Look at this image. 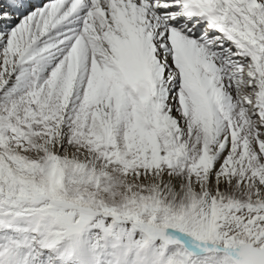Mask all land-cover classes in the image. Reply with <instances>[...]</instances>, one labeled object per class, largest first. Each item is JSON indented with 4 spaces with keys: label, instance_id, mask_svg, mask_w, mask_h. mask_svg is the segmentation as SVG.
<instances>
[{
    "label": "snow or ice",
    "instance_id": "6c2138e0",
    "mask_svg": "<svg viewBox=\"0 0 264 264\" xmlns=\"http://www.w3.org/2000/svg\"><path fill=\"white\" fill-rule=\"evenodd\" d=\"M153 244L264 264V0H0V264Z\"/></svg>",
    "mask_w": 264,
    "mask_h": 264
},
{
    "label": "bare ground",
    "instance_id": "6f19581e",
    "mask_svg": "<svg viewBox=\"0 0 264 264\" xmlns=\"http://www.w3.org/2000/svg\"><path fill=\"white\" fill-rule=\"evenodd\" d=\"M152 247L153 248H160L159 259L163 262V264H166L167 260H169V259H178L177 254L174 251L177 252L178 249H182V248H177L174 246L168 247V248H163V247H161L159 245H155V244H153ZM66 260H67L68 264L71 263V261L76 262L78 264L76 254L74 252H72L70 249L67 251Z\"/></svg>",
    "mask_w": 264,
    "mask_h": 264
},
{
    "label": "rangeland",
    "instance_id": "374dc122",
    "mask_svg": "<svg viewBox=\"0 0 264 264\" xmlns=\"http://www.w3.org/2000/svg\"><path fill=\"white\" fill-rule=\"evenodd\" d=\"M123 195H130V194L129 193H126V192H123V190H121V193L118 194V196L116 198V202L117 203H120L121 202ZM109 199L111 200V197H109ZM174 252L177 254V258L178 259H183V249H178L177 252L176 251H174ZM69 264H77V263L71 261V263H69Z\"/></svg>",
    "mask_w": 264,
    "mask_h": 264
}]
</instances>
